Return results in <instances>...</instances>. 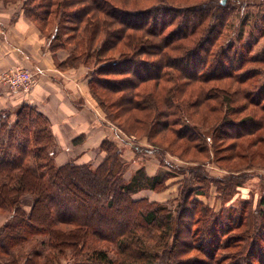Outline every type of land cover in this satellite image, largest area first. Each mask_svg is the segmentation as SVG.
Masks as SVG:
<instances>
[{"label":"trees","instance_id":"obj_1","mask_svg":"<svg viewBox=\"0 0 264 264\" xmlns=\"http://www.w3.org/2000/svg\"><path fill=\"white\" fill-rule=\"evenodd\" d=\"M191 1L27 0L29 4L23 8L40 22L39 28L52 41L53 49L68 47L74 41L68 64L94 59L97 68L90 80L91 89L96 94L102 91L103 104H109L114 114L126 116L125 129L150 128L149 137L168 142L165 149L179 144L186 153L195 149L198 154L208 153L210 159V148L225 132L245 136L264 130V85L252 88L255 86L249 82L256 75L244 68L250 62L247 59H253L249 50L244 47L241 55L233 58V45L223 41L232 15L229 3ZM54 6L63 21L72 23L63 26L69 30L64 42L60 22L49 34L41 25L50 21ZM223 79H231L225 90L234 88L229 90L232 99L248 101L252 114L240 121L230 120V113L221 108L226 97L216 105L211 103L222 95L204 90L205 84ZM195 85L201 86V94L186 106L184 100ZM194 115L212 125L207 128ZM213 132L214 142L210 136ZM169 133L174 138L167 140ZM256 141H264V136ZM56 145L49 118L35 107L23 104L14 111L0 110V214L7 215L0 227L2 263L51 264L70 251L73 260L67 264H216L215 246L229 248L236 237L245 242L249 237L245 251L238 250L230 257L238 259L237 264H264L262 228L253 233L250 225L248 234L229 235L231 241L216 245L218 235H228L216 222L208 227L203 223L197 230L198 238L181 222L185 212L197 214L187 202H193L198 192L205 193L211 180L226 195L228 189H234L227 185L229 176L210 179L205 171L196 175L200 168H193L192 181L202 186L193 188L187 180L175 222L173 211L167 207L135 199V193L142 189L166 187V172L150 176L143 167L127 180L124 174L131 161L108 139L101 144L106 155L99 165L75 161L59 165L55 161ZM136 152L138 155L139 149ZM196 201L202 214H214ZM261 203L263 215L264 198ZM221 214L215 215L214 221L222 219ZM233 223L234 229L244 225L243 221ZM101 242L115 245L118 257L100 248ZM42 246L52 253L41 250Z\"/></svg>","mask_w":264,"mask_h":264},{"label":"rangeland","instance_id":"obj_2","mask_svg":"<svg viewBox=\"0 0 264 264\" xmlns=\"http://www.w3.org/2000/svg\"><path fill=\"white\" fill-rule=\"evenodd\" d=\"M195 1L196 0H192L191 2ZM0 2L21 3L22 8L23 6L29 4L26 3L27 0H0ZM226 3H229V5L232 7V15L229 19L228 26L225 28L226 31L224 35H226V39L224 38L223 41H225L229 46L233 45V47H231L232 52L230 51L234 56L233 58H236L237 55H241L240 53H242L244 47H246L244 50H249L248 53L253 56V59L252 57L248 58L247 61L250 62L246 63L244 68L245 70H250V72H254L253 74H256L255 76L250 77L249 82L252 84V86H255L252 88H259L261 85H264V0H225L223 4ZM53 9L55 15L51 14L50 21H43L41 22V25L45 27V32L49 34L51 31L54 33L53 25L57 24V22H60V28L63 30L62 33H60V39L64 42L67 36L69 37V30L65 31L63 26H70L72 23H67L61 19L59 13L55 11L56 6H54ZM38 22L35 23L38 25V27H40V22ZM64 32L67 33L65 34ZM51 42L52 41H50V44ZM70 42L72 43L70 46L68 45V47L74 48V41L72 40ZM68 58L69 56L64 62H61L62 64L59 63V65H64L63 67L78 66L68 64ZM84 65L88 68V76L91 80L96 72L97 63L94 61V59H90ZM27 68L35 74V82L33 85L35 86L40 72L36 68ZM0 80L1 82L8 84L4 81L2 74ZM230 82H232L231 79L214 80L208 84H205L204 90H208L212 94L218 93L219 95H222L220 96L219 100H213L211 102L214 105L218 104V102H222L223 98L226 97V99H224L225 102H222L221 108L224 110V112L227 111L230 113L228 119L240 121L248 114H252L250 112L252 105L246 100L235 101L232 99V94L229 92V90L233 91L234 88L225 90V88H229ZM30 91L31 89L27 92ZM100 92L102 91L99 90L98 94L94 93L91 89V84L89 83V93L91 95L93 104L97 106L103 115V121L105 122L104 126L107 127L109 125L112 128V130L108 128L111 130V138H106L105 140H111L120 146V148L123 150V157L128 161L131 160H129L125 152L132 151L137 155L136 150L139 149L140 154L138 153L135 158V162L137 163H135L133 166L134 168L137 166H140L138 169L147 167L149 169H156L157 173L163 171L168 174V178L165 182L166 187H163L161 190L153 189L155 192H157V194L154 192L155 194L151 193L150 195V193H147V195V190L142 189L135 193L137 197H135V199H139L140 194H142V196L145 197H141V199H147L149 202H155L160 206L167 207L173 211L172 215L175 218L174 221L178 222L176 216L180 213L179 200L182 196V188L191 182L194 186L193 188L202 186L198 181H192L193 177H191V170L193 168H200L196 170V175L201 173L203 174V171H205L210 179H219V177L226 178L229 176L230 180L227 181V185H230V187H233L234 189H228L226 195L219 189L217 184H213L214 180H211V184L205 189V193L200 194L198 192L194 196L197 200L201 201L204 205L211 209L212 213L214 214H202L200 211L201 206L197 204L196 199L193 202L191 201L192 199L187 202V204L193 208L192 210H194V212L196 210L197 214L192 216V212L187 211L184 213L181 222H184L191 228L192 234L196 235L198 238L200 233H198L197 230L203 225V223H205V225L208 227L210 226L211 222H216L219 227H223L224 230H227L226 232H228V235H218V237L214 240L215 244L217 245L218 241H231L228 237L229 235L232 236L238 232L243 234V231L248 234L247 229L250 225L252 226L251 230L253 233L256 231V229L258 230V228H262V230H260L261 232L264 231V214H260L261 208H263L261 199L264 198V141H256L257 139L259 140L263 138L264 130H260L254 135L246 134L245 136H242L243 133L236 134L235 131L229 130V134H226L225 132L224 135L218 137L217 142L214 143V145L210 148L213 152L210 159V155H207L208 153L198 154L195 149H192V152L186 153L183 150V147H179V144H176L170 150H167L165 149V147L168 146V142L166 140L161 141L159 137H149L150 128L140 131H129L125 129L124 125L128 124V121L125 120L126 116H120L122 115L120 112H116L114 114L112 108L107 106L109 104L105 106L102 102L103 99L100 97ZM188 93L189 94L186 96L187 98L184 100L186 106L189 100L193 101L201 94V86H193ZM244 108L248 109L242 111ZM115 110L116 109L114 108V111ZM189 110L192 113L191 106H189ZM236 111L239 113L236 114ZM261 114H263L262 111ZM194 118L196 121H199V123H203L207 128L212 125V122L206 124L205 121H203L197 115H194ZM210 136L212 137V142H214V132L210 133ZM172 138H174V134L169 133L167 135V140ZM212 144L213 143L210 145ZM165 157V162H163L162 158ZM131 166L132 164H130L129 169ZM124 175L127 180L132 178L130 177L131 172L129 171L125 172ZM187 180L190 182L187 183ZM143 190H145V192ZM26 202L27 203L25 207L28 210L30 208V199H28ZM232 210L235 211L230 212ZM221 211L224 212V214H221ZM217 214H221L220 216L222 219L214 221L215 215ZM227 215H230L232 218L227 219ZM242 221L244 222V225L241 226L242 228H233V222ZM216 229H218V227H216ZM241 234L239 236H241ZM239 238L240 237H236L235 240L232 241H236L233 243L232 247L216 249L218 246H215L214 251L216 250L215 252L217 253V260L215 261L216 264H237L239 260L230 256H233L232 254H235L238 250L244 249L243 251H245L244 247L251 242L249 237L248 242H245ZM238 239L242 242L238 241ZM100 244V248L103 247L106 249L111 257H118L117 248L115 245L107 242H101ZM40 248L47 254L52 253L51 249H48L46 246H42ZM194 253L191 252L190 254L194 255ZM200 256L203 257L202 254H200ZM72 260L73 254L70 251H67L66 254L56 257V259L51 264H67ZM0 264H4L2 263L1 259ZM241 264H243V262Z\"/></svg>","mask_w":264,"mask_h":264},{"label":"crops","instance_id":"obj_3","mask_svg":"<svg viewBox=\"0 0 264 264\" xmlns=\"http://www.w3.org/2000/svg\"><path fill=\"white\" fill-rule=\"evenodd\" d=\"M69 49H53L50 39L25 13L21 3L0 2V77L14 65L36 68L40 72L30 92L13 89L0 80V110L14 111L23 104L35 107L49 118L57 143V164L75 161L97 166L106 155L101 144L111 138L112 128L104 126L103 115L93 104L87 66L59 65L69 56ZM125 154L131 160L128 170L131 177L140 166L133 167L137 163L135 152ZM150 169L145 168L148 175L157 173L156 169ZM145 190L146 194H157L153 189ZM141 197L145 196L140 194L139 199ZM6 219V214H0V227Z\"/></svg>","mask_w":264,"mask_h":264},{"label":"built area","instance_id":"obj_4","mask_svg":"<svg viewBox=\"0 0 264 264\" xmlns=\"http://www.w3.org/2000/svg\"><path fill=\"white\" fill-rule=\"evenodd\" d=\"M4 81L13 89L29 91L33 88L35 74L25 66L16 65L10 67L2 74Z\"/></svg>","mask_w":264,"mask_h":264},{"label":"water","instance_id":"obj_5","mask_svg":"<svg viewBox=\"0 0 264 264\" xmlns=\"http://www.w3.org/2000/svg\"><path fill=\"white\" fill-rule=\"evenodd\" d=\"M223 3L225 2V0L222 1Z\"/></svg>","mask_w":264,"mask_h":264},{"label":"bare ground","instance_id":"obj_6","mask_svg":"<svg viewBox=\"0 0 264 264\" xmlns=\"http://www.w3.org/2000/svg\"><path fill=\"white\" fill-rule=\"evenodd\" d=\"M141 140V139H140ZM138 147V146H137ZM9 212V211H8Z\"/></svg>","mask_w":264,"mask_h":264}]
</instances>
